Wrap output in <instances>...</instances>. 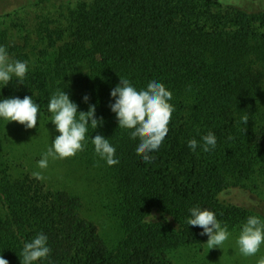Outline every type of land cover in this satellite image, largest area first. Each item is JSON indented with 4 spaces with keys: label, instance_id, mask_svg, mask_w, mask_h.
I'll list each match as a JSON object with an SVG mask.
<instances>
[{
    "label": "trees",
    "instance_id": "obj_1",
    "mask_svg": "<svg viewBox=\"0 0 264 264\" xmlns=\"http://www.w3.org/2000/svg\"><path fill=\"white\" fill-rule=\"evenodd\" d=\"M70 14L64 29L41 31L48 41L43 55L74 36L47 64L48 73L0 97L37 83L51 95L64 90L78 111L95 105L103 121L87 133L89 191L96 207L113 217L116 232L104 236L73 193L29 174L10 176L0 186V255L21 264L24 244L43 233L51 253L34 264H174L176 254L195 249L206 261L208 236L187 223L192 207L213 211L231 235L251 215L264 220L263 212L222 200L226 190L239 188L261 193L264 207V11L229 15L218 0H90ZM120 78L138 90L156 80L172 92L169 132L150 163L136 153L139 138L119 128L109 107ZM51 116L40 113L38 120ZM10 122L0 118V129ZM49 125L46 140L59 135ZM209 131L217 143L204 152ZM97 134L115 147L118 164L109 166L95 153ZM191 139L198 142L195 151Z\"/></svg>",
    "mask_w": 264,
    "mask_h": 264
},
{
    "label": "rangeland",
    "instance_id": "obj_2",
    "mask_svg": "<svg viewBox=\"0 0 264 264\" xmlns=\"http://www.w3.org/2000/svg\"><path fill=\"white\" fill-rule=\"evenodd\" d=\"M218 1L221 3V8L226 9L229 15L235 13L252 15L258 11H264V0ZM78 2L88 3L90 0H0V46L6 47L13 60L28 62V72L23 79L24 84L40 81L39 78L34 79L33 76H43L48 73L47 64L53 65L54 61L59 59L58 55L62 53L60 50H65L74 41V36L58 40L56 45L49 47L46 50L47 53L43 55L48 41L42 39V35H45L46 32L42 34L41 31L46 28L61 30V28L67 27L72 21L70 13ZM85 47L88 48V45L86 44ZM72 53L73 50L69 54ZM17 83L16 77H13L6 86L0 83V96L14 91ZM21 87L22 85H20ZM26 95L32 96L33 101L39 104L41 114H51L47 108L51 93L44 92L37 83L24 89V92L20 91L19 95L0 97V100L12 97L23 99ZM49 121L38 120L37 126L31 129H26L24 125L14 121V123H8L9 125H1L0 186L10 176H14L11 179H19V176L29 174L34 177V172H40L43 179L39 180L45 186L71 192L79 197L80 201L84 203L83 213L94 220L104 236L115 235L113 217L108 210L96 207L97 202L93 197L95 195L89 191L92 185L87 178V169L91 168L89 161L92 160V156H89L91 153L88 151L87 145H85L84 151L78 152L73 157L54 160L49 158L47 168L40 169L38 167V161L42 158V154L51 147L57 136V134L49 132L50 135L46 140L45 130L53 129L49 125ZM261 198L259 192L251 193L239 188L228 189L222 195V200L226 203L253 209L264 214ZM108 207L112 214L114 211L112 204H108ZM238 236L239 234L231 235L221 246V249H208L206 261L202 257L203 253L196 254L197 249H195L187 253L176 254L174 264H256V261L264 256V246L255 256L245 257L239 253L236 243Z\"/></svg>",
    "mask_w": 264,
    "mask_h": 264
},
{
    "label": "clouds",
    "instance_id": "obj_3",
    "mask_svg": "<svg viewBox=\"0 0 264 264\" xmlns=\"http://www.w3.org/2000/svg\"><path fill=\"white\" fill-rule=\"evenodd\" d=\"M27 72V61L13 60L6 47L0 46V83L6 86L13 77L17 78V82L22 83ZM110 95L115 98V102L109 107L116 114L119 128L131 130V139L139 138L136 153L143 157L144 162L150 163L155 159L150 153L159 149L169 132V124L175 111L174 105L170 103L172 92L156 80L150 81L146 89L138 90L128 79L120 78V83L111 90ZM83 99L87 102L89 97L86 95ZM47 108L52 114L50 121L55 125L59 135L38 161L40 169L48 167L49 158L65 159L84 151L89 126L95 130L103 121V118L99 120L96 118L95 105H89L87 112L78 111V105L64 90H57L51 95ZM39 114L40 106L33 101L32 96L0 100V118L8 122H18L26 129L37 126ZM243 121L247 124V116L243 117ZM202 140L204 152L216 147L217 139L213 132L209 131ZM91 142L95 153L106 160L109 166L119 163L115 158L116 149L109 143V139L97 134L91 138ZM188 147L195 151L198 147L197 140H189ZM33 176L43 179L40 172H34ZM189 211L191 218L187 220L188 225L203 229L200 234L208 236L206 244L209 249H221L231 236L227 224L222 226L216 214L207 208L195 206ZM47 241L48 237L40 233L31 242L25 243L21 253V264H34L36 261L46 259L51 253ZM236 243L239 253L245 257L255 256L260 252L261 247L264 246V220L256 215L249 216L240 229ZM0 264H9V262L0 255ZM256 264H264V256H261Z\"/></svg>",
    "mask_w": 264,
    "mask_h": 264
}]
</instances>
